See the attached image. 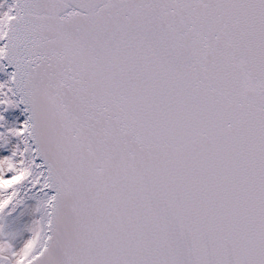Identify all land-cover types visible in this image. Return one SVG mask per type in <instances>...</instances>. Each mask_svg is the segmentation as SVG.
Instances as JSON below:
<instances>
[{
	"label": "snow or ice",
	"instance_id": "obj_1",
	"mask_svg": "<svg viewBox=\"0 0 264 264\" xmlns=\"http://www.w3.org/2000/svg\"><path fill=\"white\" fill-rule=\"evenodd\" d=\"M0 264H264V0H0Z\"/></svg>",
	"mask_w": 264,
	"mask_h": 264
}]
</instances>
